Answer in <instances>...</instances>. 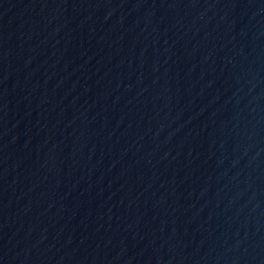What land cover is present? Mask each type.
<instances>
[{"label":"water","instance_id":"1","mask_svg":"<svg viewBox=\"0 0 264 264\" xmlns=\"http://www.w3.org/2000/svg\"><path fill=\"white\" fill-rule=\"evenodd\" d=\"M0 264H264V0H0Z\"/></svg>","mask_w":264,"mask_h":264}]
</instances>
